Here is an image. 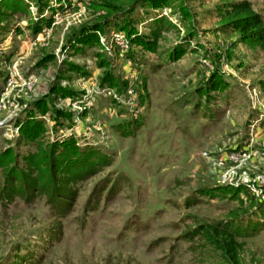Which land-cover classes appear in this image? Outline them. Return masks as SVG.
I'll list each match as a JSON object with an SVG mask.
<instances>
[{"label":"rangeland","instance_id":"obj_1","mask_svg":"<svg viewBox=\"0 0 264 264\" xmlns=\"http://www.w3.org/2000/svg\"><path fill=\"white\" fill-rule=\"evenodd\" d=\"M104 1L0 0V264H264L263 200L216 188L264 176V42L226 18L246 1L264 19V0L143 2L132 35L115 18L81 43ZM72 141L94 148L79 166ZM237 147L252 155L227 162ZM220 222L237 261L190 235Z\"/></svg>","mask_w":264,"mask_h":264},{"label":"trees","instance_id":"obj_2","mask_svg":"<svg viewBox=\"0 0 264 264\" xmlns=\"http://www.w3.org/2000/svg\"><path fill=\"white\" fill-rule=\"evenodd\" d=\"M148 1H149V3H154L153 4L154 6H164L165 5L163 2H161V0H154L155 2H152L153 0H124V4L122 6L120 4H116V2L114 0H105L104 3L108 2L109 4L101 5L100 8H102V9L106 8V9L113 10L116 14H113L112 16L111 15L100 16L99 18H101V20L99 22V26H95L94 28H90L91 26H89V27L86 26L87 28H83L81 31L77 32L75 37H78V38L80 37V42L83 44L89 43L92 40V38L95 36L94 33L87 34L90 30L99 31L101 28V24L102 25H105V24L109 25L115 18H117V20H119L117 25L120 24L122 21H126V25L128 26V28H126V29H128L129 30L128 32L131 33V35H132V33H134V31L129 29V28H131L134 24L131 21V17H127V15H130V13L140 3L142 4L143 2H148ZM17 5L19 8L25 7V6H22L21 2L17 3ZM26 5H27V3H26ZM127 5H128V8L126 9L125 7ZM48 7L49 6L46 4L44 9H47ZM49 9L54 10L55 8L50 6ZM43 12H42V14H43ZM226 18L232 19L231 22L229 21V23H231L233 25L236 24L237 25L236 27L238 29H240L246 33H251L253 31H257V30L260 31V34H259L260 37L258 38V40L261 42H264V19L261 15H259L258 13H255L253 11L251 4L249 2L243 1V2H239V3H234L232 5V8L227 12ZM44 21L45 20H42L41 23H39L38 27H36L35 29L39 30L42 27ZM161 23L162 22H155L153 24V26L157 27V28H153V30L151 32L154 35L153 42L155 44H156L158 37H159L158 35L160 33V26H162ZM84 35H87L89 38L90 37L91 38L90 39L87 38L85 41L84 39H81V38H83ZM143 39H144V37H143ZM92 41L96 42L95 40H92ZM141 44L143 45L144 42H142ZM153 48H156V46L154 45ZM181 49H182L181 46H178L176 49H174V51L170 54L171 58L172 59L179 58L180 55L176 54V52H178ZM182 51H183V49L181 50V52ZM114 75L115 74H113L112 71H108L107 74L104 75V80H102L103 83H108L110 85L112 84L114 86H117L118 85V76H114ZM214 80L215 81L217 80L216 77L213 79V81ZM215 81L213 82V84L215 83ZM215 88L216 87H214V85L211 86V89H215ZM135 122L137 123V121H135ZM34 123L35 124H33L32 126L38 125L37 124L38 122H34ZM27 124L29 125L30 122H28ZM35 129H36L35 131L40 132V129H38V126ZM70 143H72L74 146L65 143V151L64 152L67 154L69 160L72 158V160L75 161V163H77L78 166L80 165L79 163L85 162V161H83L84 159L85 160L87 159L86 153L89 150H94V148H90V149H88V151H85V150L80 151V149L75 146L76 145L75 142L72 141ZM67 145H70V146H67ZM93 153L94 152H91L89 154H93ZM49 158H50V156L44 157V159H46V160ZM216 188L219 191L221 190V192H223L224 195H227V193H231L233 197H241V195L242 196L243 195L251 196V199H254V197H255V195H253L250 191L245 190L244 188H235L233 186L220 185L219 183L216 184ZM240 201L243 202L244 198L241 197ZM262 203H264V199H263ZM195 234H197V235L202 234V235L206 236L207 240H209V242L212 245H214L218 249H221L227 255L232 256L235 261H237L239 259V254H240L241 249L243 248L244 244H243V242H239L237 240L236 235L233 231H229V229H227V224L225 225L223 222H220V224L215 223L214 225L202 226V228L200 230H197V232L196 231L192 232V234H190V235L194 236Z\"/></svg>","mask_w":264,"mask_h":264},{"label":"built area","instance_id":"obj_3","mask_svg":"<svg viewBox=\"0 0 264 264\" xmlns=\"http://www.w3.org/2000/svg\"><path fill=\"white\" fill-rule=\"evenodd\" d=\"M115 39L117 41V47L121 48L123 51H126V48L128 47L126 37L120 31H116ZM234 152V154L229 153V157L227 156V162L231 159V163H234L235 161L238 163L240 157L252 155L251 149H245L244 147H237ZM227 153L228 152L225 154ZM235 157H237L238 160H235ZM225 172L226 173L216 177L217 183L225 186H233L235 188H244L245 190H248L254 194L257 198L261 200L264 199V176H260L259 174H250L245 170L239 171V169L236 168L227 169Z\"/></svg>","mask_w":264,"mask_h":264}]
</instances>
